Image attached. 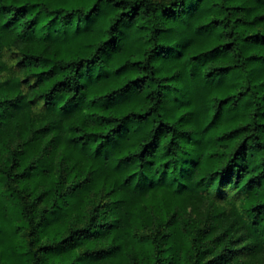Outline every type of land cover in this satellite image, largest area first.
<instances>
[{
  "label": "trees",
  "instance_id": "1",
  "mask_svg": "<svg viewBox=\"0 0 264 264\" xmlns=\"http://www.w3.org/2000/svg\"><path fill=\"white\" fill-rule=\"evenodd\" d=\"M0 264H264V0H0Z\"/></svg>",
  "mask_w": 264,
  "mask_h": 264
}]
</instances>
